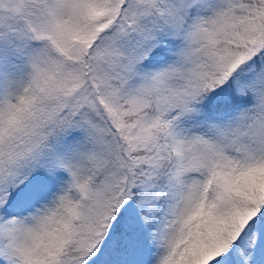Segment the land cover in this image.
<instances>
[{"label": "snow or ice", "instance_id": "obj_1", "mask_svg": "<svg viewBox=\"0 0 264 264\" xmlns=\"http://www.w3.org/2000/svg\"><path fill=\"white\" fill-rule=\"evenodd\" d=\"M0 264H264V0H0Z\"/></svg>", "mask_w": 264, "mask_h": 264}]
</instances>
